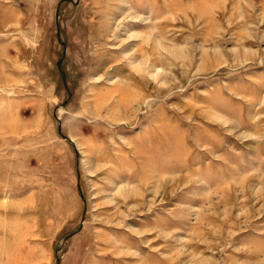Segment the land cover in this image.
Returning <instances> with one entry per match:
<instances>
[{
    "label": "rangeland",
    "instance_id": "rangeland-1",
    "mask_svg": "<svg viewBox=\"0 0 264 264\" xmlns=\"http://www.w3.org/2000/svg\"><path fill=\"white\" fill-rule=\"evenodd\" d=\"M0 264H264V0H0Z\"/></svg>",
    "mask_w": 264,
    "mask_h": 264
}]
</instances>
